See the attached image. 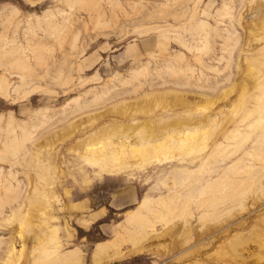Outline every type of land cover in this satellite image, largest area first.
Segmentation results:
<instances>
[{
	"label": "rangeland",
	"instance_id": "rangeland-1",
	"mask_svg": "<svg viewBox=\"0 0 264 264\" xmlns=\"http://www.w3.org/2000/svg\"><path fill=\"white\" fill-rule=\"evenodd\" d=\"M263 116L264 0H0V264H264Z\"/></svg>",
	"mask_w": 264,
	"mask_h": 264
},
{
	"label": "bare ground",
	"instance_id": "bare-ground-1",
	"mask_svg": "<svg viewBox=\"0 0 264 264\" xmlns=\"http://www.w3.org/2000/svg\"><path fill=\"white\" fill-rule=\"evenodd\" d=\"M119 96H121V95H119ZM74 102L75 104H77L78 102H77V98H72V99H70V102ZM69 102V103H70ZM82 109V106H81V104L79 103L78 105H77V107H73V108H71L68 112H66V111H64V112H66L65 114H70L71 112H78L79 110H81ZM264 117V116H263ZM262 119V118H261ZM188 129H191V127H188ZM188 131L189 130H187L185 133H188ZM190 132V131H189ZM235 132H237V131H234L233 132V134H237V133H235ZM232 133H230V135H231V138H232V136L233 137H235L236 135H233ZM238 135V134H237ZM128 138V137H127ZM144 138H145V136H144ZM147 138V137H146ZM12 140H13V137L11 138ZM148 139H150V138H148ZM142 140H143V138H142ZM145 140V139H144ZM128 143V142H127ZM148 144V141H144V142H141V141H137V143L136 142H131L130 144H128V146H129V148H130V151H132V149L133 148H135V147H142V148H144L145 147V145H147ZM19 210V209H18ZM14 213H16L15 211H14ZM129 217V216H128ZM138 244V243H137ZM112 248H114V245H112V246H109V245H104V244H101V243H97L96 244V248H94L93 249V255L94 256H99V255H101V254H107L106 256H103L102 258H98L96 261H95V263H98V262H100V261H107V260H109V259H111L112 257H113V255H112V253H110V252H112V250L110 251L109 249H112ZM117 255V254H116Z\"/></svg>",
	"mask_w": 264,
	"mask_h": 264
}]
</instances>
